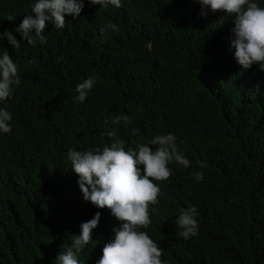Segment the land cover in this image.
<instances>
[{
	"label": "trees",
	"instance_id": "1",
	"mask_svg": "<svg viewBox=\"0 0 264 264\" xmlns=\"http://www.w3.org/2000/svg\"><path fill=\"white\" fill-rule=\"evenodd\" d=\"M35 2L0 0V32L18 27ZM201 11L190 0H121L107 9L85 0L63 29L47 22V44L27 45L15 32L19 49L0 41L21 81L0 102L12 113V131L0 132V264H59L80 225L100 212L79 254L81 264H97L122 222L83 199L68 149L120 140L128 150L168 133L191 164H169L151 224L140 230L167 264H264V71L235 59L234 16ZM109 21L119 32L101 33ZM90 76L97 83L74 102ZM118 115L132 122L113 124ZM193 206L198 234L182 239L176 219Z\"/></svg>",
	"mask_w": 264,
	"mask_h": 264
},
{
	"label": "clouds",
	"instance_id": "2",
	"mask_svg": "<svg viewBox=\"0 0 264 264\" xmlns=\"http://www.w3.org/2000/svg\"><path fill=\"white\" fill-rule=\"evenodd\" d=\"M201 15L224 12L234 16L235 27L232 29L231 47L238 64L245 70L259 65L264 71V7L254 0H190ZM90 5H99L107 9L109 5L119 8L121 0H88ZM85 6V0H36L32 13L23 16L22 22L13 30L0 32V41L7 39L14 49H19L21 41L13 34L19 33L27 45L35 46L37 40L47 44L44 32L47 22L55 29H63L66 15L78 18ZM8 21H15L16 16L9 14ZM119 32L118 25L108 22L100 31ZM32 61H28L31 63ZM21 83L18 64L5 49L0 55V102H6L13 95V85ZM97 83L95 76H90L77 84L74 102L85 101L88 93ZM12 113L6 107H0V132L10 133ZM113 124L123 122L128 125L132 118L118 115L111 118ZM105 124L108 120L104 121ZM138 132V129H133ZM109 137L115 132L109 131ZM153 146H155L153 148ZM67 159L71 169L78 175L77 181L83 199L100 209L107 208L121 221L114 228V238L103 247V255L97 264H167L162 259L163 249L141 228L151 224L150 206L159 203L162 193L160 183L170 178L172 170L169 164L187 168L191 162L176 146V136L172 133L158 134L145 144L125 150L123 141L116 140L110 146L90 148L88 150L68 149ZM205 167L204 164L200 165ZM197 181H203V172L193 173ZM195 206L181 210L176 219L178 228L175 234L182 239H189L198 234L199 225ZM101 213L80 225L81 232L73 236L71 246L60 252L56 261L59 264H81L79 254L85 250L92 239V230L100 222ZM235 250V246H234ZM233 250V251H234Z\"/></svg>",
	"mask_w": 264,
	"mask_h": 264
},
{
	"label": "bare ground",
	"instance_id": "3",
	"mask_svg": "<svg viewBox=\"0 0 264 264\" xmlns=\"http://www.w3.org/2000/svg\"><path fill=\"white\" fill-rule=\"evenodd\" d=\"M231 64V63H230Z\"/></svg>",
	"mask_w": 264,
	"mask_h": 264
}]
</instances>
